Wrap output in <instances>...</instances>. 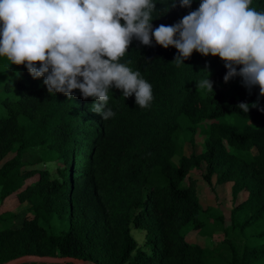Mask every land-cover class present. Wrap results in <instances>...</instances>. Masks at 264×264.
<instances>
[{
	"label": "trees",
	"instance_id": "trees-1",
	"mask_svg": "<svg viewBox=\"0 0 264 264\" xmlns=\"http://www.w3.org/2000/svg\"><path fill=\"white\" fill-rule=\"evenodd\" d=\"M156 2L154 28L178 22L200 4L180 7L177 0L165 13L173 0ZM250 7L264 11V0ZM177 54L154 39L151 46L133 39L120 62L131 61L154 99L140 108L134 95L124 98L113 88L108 107L115 116L108 120L90 110L92 98L79 90L72 98L49 94L42 77L0 57V162L15 154L0 167V196L27 202L32 214L18 226V214L0 212V264L27 254L89 264H264V96L239 76L225 82L218 56L194 51L177 67L171 62ZM206 66L214 92L196 89ZM240 102L249 104L248 113L236 107ZM205 125L204 150L175 162L179 146L195 147ZM53 161L54 172L39 166ZM197 173L209 185L214 177L218 185L231 184L234 235L224 240L225 260L187 239L206 221ZM55 217L70 224L66 233L52 231ZM132 224L146 231L151 252L139 246Z\"/></svg>",
	"mask_w": 264,
	"mask_h": 264
},
{
	"label": "clouds",
	"instance_id": "clouds-1",
	"mask_svg": "<svg viewBox=\"0 0 264 264\" xmlns=\"http://www.w3.org/2000/svg\"><path fill=\"white\" fill-rule=\"evenodd\" d=\"M190 8L193 0H178ZM156 0H0V57L26 67L43 78L49 94L72 98L79 90L92 98L90 110L103 120L115 116L108 107L109 90L124 98L135 96L140 108L150 107L152 85L139 71L120 62L133 39L151 46L153 39L177 49L171 61L182 66L193 52L218 56L227 69L223 79L242 78L244 86L259 87L264 96V11L250 7L252 0H200L198 8L178 22L153 27ZM173 0L167 13L175 7ZM157 18V17H156ZM123 21V23H122ZM208 75L197 90L214 92ZM19 75V73H17ZM256 105L253 104L252 107ZM236 107L249 112V104Z\"/></svg>",
	"mask_w": 264,
	"mask_h": 264
},
{
	"label": "rangeland",
	"instance_id": "rangeland-1",
	"mask_svg": "<svg viewBox=\"0 0 264 264\" xmlns=\"http://www.w3.org/2000/svg\"><path fill=\"white\" fill-rule=\"evenodd\" d=\"M201 65L205 64L204 61H199ZM215 70V69H214ZM214 82L212 76H209ZM215 83V82H214ZM213 83V85H214ZM226 121L231 123H240L235 117H228ZM208 126L199 127L196 134V146L193 147L190 144L180 145L177 153L174 157L175 162H179L180 158L184 154H190L192 151H203L204 141L207 137ZM234 151V149H232ZM15 154L10 153L5 160L10 159ZM250 159V157H248ZM0 162V167L5 162ZM35 160V159H33ZM25 161H29L28 157L25 156ZM58 162L53 161L49 163H40L39 166L47 167L51 171H55ZM198 177V195L200 198V202L202 208L204 209L203 215L206 218L205 226L201 230H192L187 234V239L191 243L200 244L202 247L210 248L214 251V257L220 255L222 259H227V249L224 244V240L227 236H233V228L231 222V209L233 208L235 201L232 198L231 194V184L218 185L216 183V177L213 179V183L209 185L204 179L201 177L200 173H197ZM34 179L28 180V182H32ZM246 197V193L243 192L240 194L236 203L241 202ZM28 203L19 202L16 196L9 197L4 201L0 196V212L3 211H11L15 214H18V217L15 220V224L20 226L23 223V219L29 218L32 214L27 210ZM70 228V224L68 222H62L60 219L55 217L52 221V231L57 234H64ZM131 231L133 236L137 239L139 246L144 250L151 252V248L146 244V231L141 228H136L133 224L131 225ZM237 243L241 244V240L237 238ZM222 263L223 261L220 260ZM89 264V263H82ZM215 264V263H212Z\"/></svg>",
	"mask_w": 264,
	"mask_h": 264
},
{
	"label": "water",
	"instance_id": "water-1",
	"mask_svg": "<svg viewBox=\"0 0 264 264\" xmlns=\"http://www.w3.org/2000/svg\"><path fill=\"white\" fill-rule=\"evenodd\" d=\"M46 263V264H82L83 260L72 256H48V255H37L27 254L12 260L4 264H25V263Z\"/></svg>",
	"mask_w": 264,
	"mask_h": 264
}]
</instances>
